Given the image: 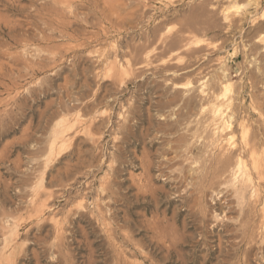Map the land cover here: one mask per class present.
Instances as JSON below:
<instances>
[{
  "label": "rangeland",
  "instance_id": "374dc122",
  "mask_svg": "<svg viewBox=\"0 0 264 264\" xmlns=\"http://www.w3.org/2000/svg\"><path fill=\"white\" fill-rule=\"evenodd\" d=\"M2 13L18 22V32L16 39L5 36L6 31L0 34V43L10 47L0 52L6 71L0 82L10 84L8 91L0 88V109H10L13 120L12 133L0 138V151L12 142L13 161L8 168L0 163L1 197L6 196L0 207V264H264L263 239L240 241L246 214L238 211L237 198L229 192L225 200L216 198L217 220L200 225L198 206L168 183L165 163L174 155L176 138L184 135L194 143L196 126L191 123L187 130L181 121L171 125L174 119L160 115L168 109L185 111L177 100L171 102L184 93L179 85L190 87L186 96L194 99L189 109L199 111L211 91L219 95L223 71L234 95L231 110L237 123L233 120L230 130L244 122L263 131L264 0H16L8 9L0 3ZM10 56L16 59L13 66ZM63 118L77 124L68 134L71 145L50 154L52 130ZM170 139H175L173 148ZM199 148L196 143L191 147L196 164L203 162ZM148 159L154 195L145 197L137 187L144 183ZM106 184L108 193L101 194ZM249 194L250 189L245 197ZM210 195L201 206L214 203ZM41 203L43 210L37 211ZM260 207L252 208L251 216ZM68 209L82 212L75 223L66 222ZM154 216L168 227L174 222L184 240L179 251L165 252L150 241ZM62 222L60 245L56 229Z\"/></svg>",
  "mask_w": 264,
  "mask_h": 264
},
{
  "label": "bare ground",
  "instance_id": "6f19581e",
  "mask_svg": "<svg viewBox=\"0 0 264 264\" xmlns=\"http://www.w3.org/2000/svg\"><path fill=\"white\" fill-rule=\"evenodd\" d=\"M15 1L16 0H0V3H1L2 6H4L5 9H8L10 7L11 8L14 7ZM54 5H56V4H54ZM65 5H66V3H65ZM17 10H19V8H17ZM35 11H36L37 15L41 18L42 15H41L40 9L39 8L35 9ZM55 15H56V13H55ZM4 18H6V17H4ZM4 18H3V13H2V15L0 14V34H4V31H6L5 36H7L10 39L11 38L12 39H16L15 32L17 31L16 27H17L18 22H15V21L13 22L12 20L4 19ZM57 20H58V18H57ZM19 27H20V24H19ZM19 29H21V32L23 33L22 28H19ZM22 36L23 37H27V35L25 36L24 34ZM262 36H264V35H262ZM1 40H2V37H1ZM260 40H262V38ZM19 41H21V40H19ZM21 42L23 43L24 41H21ZM256 42H257V40H256ZM262 43L263 44H261V48H263V50H264V41L263 40H262ZM9 44L11 45L12 43H9ZM9 48L10 47L8 46V43L6 41L0 43V52L5 53V52L9 51L8 50ZM11 52H12V50H11ZM4 55H7V53L4 54ZM15 60L14 59L10 60L11 66L15 65V62H16ZM27 60L25 61L26 63H27ZM150 60H151V58H150ZM166 60H168V59H166ZM34 61H32V62H34ZM2 62L0 63V80H1V76L4 77L3 73L6 72V71L2 72L3 71L2 70ZM151 62L153 63L154 61H151ZM126 63H127L126 65L128 66L129 65L128 61ZM32 64L33 63H31V65ZM10 67H9V71L8 72H10ZM12 70H13V68L11 69V71ZM13 72H11V73H13ZM226 76L227 75H225V72L222 71L221 72V81H220V85H222V86L220 87L221 91H220L219 95H217L216 92L212 93V91H211V94H209L207 96L208 97L207 103L206 104H202L201 103L202 105L199 107V111L193 112V111H191L189 109V107H190L189 105L191 104V101H193L192 99H194L192 97H194V96H192V95L189 96L190 94L186 96V94H187L186 92L190 91V89H189L190 87H188L186 85L177 86V88H179V89L182 88L184 93L182 94V96H176L174 99L171 100V102H173V103H174V101L177 100V102L179 104H181L182 109L183 110L185 109V111L183 113H176V112L170 111V109H168L166 111H161V113H160L161 119L168 120V121H170V118L174 119V122L171 125H175L178 122L180 123V121H181V124L184 125L183 127L186 128L187 130H190L189 125L191 123L195 124V126H196L195 132H193L191 134L192 138H193L192 141L194 143H196V144L201 145V148H199V153L201 152L203 154L202 155L203 156V158H202L203 162H201L199 164H196L197 160L195 161V156L193 155L194 156V158H193V156L191 155V152H192L191 151V147H192V145H194V143H190L188 138H186L184 135H182V136H178L177 138L175 137L177 140H176V146L174 145L175 146L174 147L172 145L173 143L171 144V142H174L175 139H173V140L170 139V140H172V141H170V145L171 146L169 144H167V145H169L170 148L173 146L175 149H174V153H173L174 155H172L170 157V159H168L169 157H167V159L170 160V163L169 162L165 163L166 166L170 167V178H168L169 179L168 181H170V182H168V183L170 185H172V187L174 189H179L178 190V192H179L178 195L182 196L185 199V201L186 200L187 201L191 200L193 202V204H195V206L196 205L198 206V210H197L198 220L197 221L200 223V225H204V224H206L208 221H210L212 219H213L212 222L217 220L216 218H218L217 217L218 214L216 212V209L214 208V206L217 205L215 203V201H216L215 199L216 198H217V201H219L218 199H220V198L224 199V197H226L227 195H230L231 197L234 196V198H237V200H236V202L238 204L237 206H239V209H240L238 211H240V213L242 212L243 214H246L245 220H243V223H242L241 227H239L241 229V232H240L241 235L239 236L240 237V241L241 240H246V241H252L253 242L256 239L255 236H258V238L260 237L261 239L264 240V109H262L263 111L261 110L262 111L261 119L259 118L261 120L262 126H263L262 127V129H263L262 132H260V129L259 130H255V129H253L254 127H250L252 125H250V126L248 125L249 127H247V123L245 124L244 122H240L241 120H239V122H240L239 125H238L239 129L236 130V131H234V129H233L234 132L231 131L230 130V127L232 126L231 124H232L233 120L235 121L236 117L233 118L234 117L233 112L235 110L233 112L231 110V106H232V103L234 101V95H233V92H232L233 88H232V85L230 84V82L228 81V79L226 78ZM8 78H9V75H8ZM10 80H12V78ZM3 81L4 80H2V82H0V88H3V90L4 89L6 90V89H8V85H10V84L5 83L6 81L3 83ZM12 83H14V82H12ZM6 91H8V90H6ZM1 92H3V91H1ZM201 93H203L202 89L199 90V95ZM204 93L206 94V92H204ZM201 97H205L204 94H202ZM205 99L206 98H204L203 100H205ZM203 100H201V102ZM7 101H6V103H7ZM199 101H200V99H199ZM166 103H167L168 106H170V99ZM16 104H18V103H16ZM161 104L163 105V104H165V102L164 103L162 102ZM11 106L9 108H11ZM257 106H256V108H257ZM163 107H165V106H163ZM4 108L6 109L5 105H4ZM258 109H259V107H258ZM2 110H3V107L0 109V112ZM1 114H2V116L0 115V138L1 139H6L7 136H9V134L12 133V131H13L12 130V121L13 120H12V117H11L12 116V112H11L10 109H7L3 113L1 112ZM235 114H237V113H235ZM16 119H17V117H16ZM260 120H257V121L259 122ZM168 123L165 124V125H168V128L170 130L171 129L170 128L171 125L168 124ZM75 124H76L75 122L72 123V122L68 121L67 118H63L54 126V129L52 128L53 129L52 133H51L52 134V138H50L51 141L49 142L50 144H49V147H48V153H50V154L52 152L60 153L64 149L66 150V148L71 145V140H70L71 138H70V136H68V134H69V132L71 133L72 129H74ZM259 125L261 126V124H259ZM163 127H164V125H163ZM120 128L122 129V131H121L122 132V136L125 137L126 133L124 132L123 126H121ZM127 129H128V127H127ZM21 137H22V140H23L22 143L24 144L23 146L26 147L25 145H27V140H28L27 138L28 137L26 136V134H23ZM123 137H122V139H123ZM47 140H48V138H47ZM208 142H210L211 144L208 143ZM168 143H169V141H168ZM208 145H212L211 151L206 149V146H208ZM202 146H204V147L202 148ZM11 148H12V142H8L7 141L6 143H4V145L2 147V150H1L2 152L0 151L1 152V154H0V163H3V164L5 163L7 165V168H8L9 165H11L13 163V161L10 159ZM162 155H166V154H162ZM164 158H165V156H164ZM19 159L20 158H18V161H19ZM175 159H176V161L174 162ZM101 160L104 161V157H102ZM16 161H17V159H16ZM100 162L102 163V161H100ZM145 162H146V160H145ZM14 163L16 164V162H14ZM146 163L147 164H146V168L145 169H147L146 170L147 173H146V176L144 177V183L140 184V186L137 187V188L140 189V191L141 190L143 191L142 194L145 197H147L148 195H150V196L154 195V191H152L153 190L152 189V184H150V182L152 181L153 176H154V175H152L153 173L150 174L151 166L153 165V163L151 161H149V159H148V161ZM14 166H12V167H14ZM75 167H77V166L75 165ZM143 167H144V164H143ZM110 170L112 171V174H114L115 171H116V168L112 167ZM110 180L111 179H109V181ZM0 183H1V181H0ZM7 186L9 187V185H7ZM3 188H5V187H3ZM109 188L110 187L108 186V184L101 186L100 187L101 194H107ZM88 189H89V187H88ZM248 189H250V194H249L248 198H246L245 197V192ZM2 191L3 190L1 189L0 190V197H1V194L3 193ZM21 191H23V190L21 189ZM137 191L140 192L139 190H137ZM112 192L113 191H111V193ZM147 192L149 193L148 195L146 194ZM227 192H229V193L227 195H225ZM83 193H85V192H83ZM208 193H209V195L211 194L210 196H208L209 200L211 202L214 201V203L210 204V205H212L211 207H210V205H208V206L202 205L201 206L202 202L203 203L205 202L207 204V201H206L207 199L206 198H207ZM20 194H21V192H20ZM49 194H51V193H49ZM136 194H138V193H136ZM4 198L1 197V199H0V207H3L4 204H6L5 203L6 200ZM110 199H111V197H110ZM145 199H148V198H145ZM105 205H106V203H105ZM43 206H44V204L41 203L40 205H38L36 210L37 211L43 210L42 209ZM102 206L103 205H99V207L96 208L98 215H100L99 217L102 218L101 219V224H103V222H104L103 220L105 219L104 218V214L102 213L103 212V210H102L103 207ZM256 206H258V207L261 206L259 208L260 212L259 213H255V215L252 214V216H253L252 217L251 213H254V210H255V209L253 210L252 208H255ZM86 208L87 207L83 206L81 209L87 211L88 209H86ZM216 208H219V207L216 206ZM44 209H46V207ZM190 209H192V208H190ZM71 211H72L71 209H68L69 214L67 213V216H65V220L69 224L75 223V221H77V219L79 217H81V215H82V212L73 213V211L72 212ZM224 211H226V210H224ZM224 211L222 209L220 210L222 215H223ZM93 212L94 211L91 210L90 216L93 215ZM220 212L218 211V213H220ZM256 212H257V210H256ZM0 214H1V210H0ZM36 215H37V213H36ZM71 215H72V217H70ZM241 216H242V214H241ZM97 221H99V219ZM173 221H175V220H173ZM60 222H61V220H60ZM66 222L65 223L62 222V224H59L58 225L59 227L56 229L57 230V243L60 244V245L63 244L62 242H63L64 237H65L64 232H65V226H66L65 224H66ZM170 222H171V220H170ZM164 223L166 224V222H164L163 219H160L159 217L154 216V217L151 218V222H150L151 228L150 229L152 230V235H151V240L150 241L155 242L154 245H158V247L160 246L159 248H161V245L164 246L165 252L172 253L171 252L172 250H178L179 249L177 247V245L183 239L180 237V234L178 233V230L175 227L172 226V225H174V222L170 223V227H168ZM239 223H240V221H239ZM54 224H55V222H54ZM214 225H216L215 222L212 224V226L210 225V228H213ZM55 226H57V224H55ZM105 227H107V226H105ZM107 230L109 231V228ZM126 234H125L124 238H126V236H127ZM108 238H109V236H108ZM163 251H164V249H163ZM162 257H163V254H162ZM170 257H171V254H170ZM180 257L183 258L182 256H180ZM150 258H152V260L154 261L153 257H150ZM159 261L160 260H158V262ZM123 263H126V261L123 262Z\"/></svg>",
  "mask_w": 264,
  "mask_h": 264
}]
</instances>
